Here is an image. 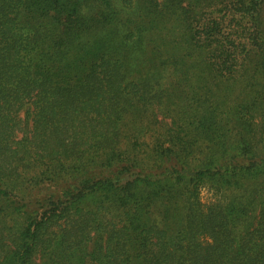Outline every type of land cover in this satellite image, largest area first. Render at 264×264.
Instances as JSON below:
<instances>
[{
	"label": "trees",
	"instance_id": "16d2710c",
	"mask_svg": "<svg viewBox=\"0 0 264 264\" xmlns=\"http://www.w3.org/2000/svg\"><path fill=\"white\" fill-rule=\"evenodd\" d=\"M0 264H264V0H0Z\"/></svg>",
	"mask_w": 264,
	"mask_h": 264
},
{
	"label": "rangeland",
	"instance_id": "374dc122",
	"mask_svg": "<svg viewBox=\"0 0 264 264\" xmlns=\"http://www.w3.org/2000/svg\"><path fill=\"white\" fill-rule=\"evenodd\" d=\"M200 199L203 204H211L215 201V196L212 191H209L208 189H203L200 194ZM90 248H93L90 246Z\"/></svg>",
	"mask_w": 264,
	"mask_h": 264
}]
</instances>
